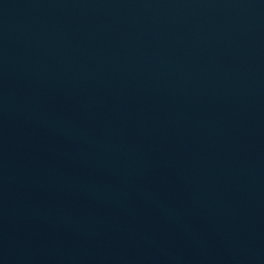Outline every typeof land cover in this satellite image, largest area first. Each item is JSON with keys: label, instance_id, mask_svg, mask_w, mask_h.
Returning a JSON list of instances; mask_svg holds the SVG:
<instances>
[{"label": "water", "instance_id": "water-1", "mask_svg": "<svg viewBox=\"0 0 264 264\" xmlns=\"http://www.w3.org/2000/svg\"><path fill=\"white\" fill-rule=\"evenodd\" d=\"M0 264H264V0H0Z\"/></svg>", "mask_w": 264, "mask_h": 264}]
</instances>
